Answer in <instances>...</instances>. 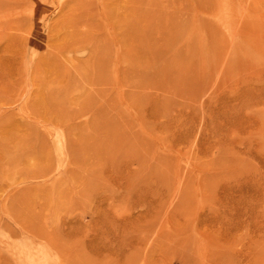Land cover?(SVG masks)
<instances>
[{
    "label": "rangeland",
    "instance_id": "rangeland-1",
    "mask_svg": "<svg viewBox=\"0 0 264 264\" xmlns=\"http://www.w3.org/2000/svg\"><path fill=\"white\" fill-rule=\"evenodd\" d=\"M0 264H264V0H0Z\"/></svg>",
    "mask_w": 264,
    "mask_h": 264
}]
</instances>
